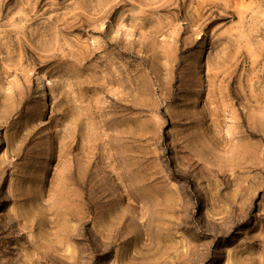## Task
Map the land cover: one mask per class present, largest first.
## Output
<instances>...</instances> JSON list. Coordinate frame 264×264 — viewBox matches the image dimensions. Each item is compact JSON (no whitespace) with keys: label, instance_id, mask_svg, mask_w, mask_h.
<instances>
[{"label":"rangeland","instance_id":"obj_1","mask_svg":"<svg viewBox=\"0 0 264 264\" xmlns=\"http://www.w3.org/2000/svg\"><path fill=\"white\" fill-rule=\"evenodd\" d=\"M0 264H264V0H0Z\"/></svg>","mask_w":264,"mask_h":264},{"label":"bare ground","instance_id":"obj_2","mask_svg":"<svg viewBox=\"0 0 264 264\" xmlns=\"http://www.w3.org/2000/svg\"><path fill=\"white\" fill-rule=\"evenodd\" d=\"M203 89V88H202ZM45 95V94H44Z\"/></svg>","mask_w":264,"mask_h":264}]
</instances>
